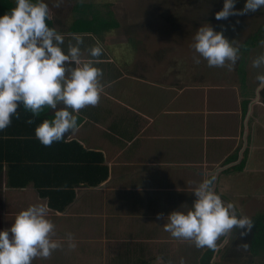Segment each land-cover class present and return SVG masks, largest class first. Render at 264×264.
I'll return each instance as SVG.
<instances>
[{
  "label": "crops",
  "instance_id": "crops-1",
  "mask_svg": "<svg viewBox=\"0 0 264 264\" xmlns=\"http://www.w3.org/2000/svg\"><path fill=\"white\" fill-rule=\"evenodd\" d=\"M79 4L63 11L60 6L59 13L49 7L47 21L60 32L83 34L82 48L102 45L96 66L103 70L104 90L95 106L79 110L78 130L57 142L101 155L108 178L96 187H76L74 201L60 211L50 207L51 199L42 197L33 182L9 187L6 166L0 175V229L45 198L54 238L71 232L76 247L64 241V247L32 264H264V222L255 223L264 217V87L247 78L253 56L241 65L245 74L236 63L231 76L224 66L217 71L206 64L201 71L192 64L182 70L184 65L179 69L174 60L176 67L165 69L161 53L139 56L144 49L134 34L121 31L110 5L84 3L91 9L82 16L76 11ZM102 18H113L118 27L105 28ZM18 112L23 120L31 117L35 127L54 115L48 108L35 117L22 106ZM16 120L8 127L12 132L19 130ZM92 158L98 166L100 159ZM206 174L215 176L214 190L223 201L253 220L245 236L233 229L221 237L217 250L171 237L164 220L156 218L178 208L187 211L195 199L192 190ZM58 182L66 180L59 175Z\"/></svg>",
  "mask_w": 264,
  "mask_h": 264
},
{
  "label": "clouds",
  "instance_id": "clouds-1",
  "mask_svg": "<svg viewBox=\"0 0 264 264\" xmlns=\"http://www.w3.org/2000/svg\"><path fill=\"white\" fill-rule=\"evenodd\" d=\"M62 2L53 0V6L58 8ZM236 3L237 0H223L215 18L227 19L264 8V0H244L240 9L234 7ZM48 17L47 0H15V6L0 15V131L11 124L12 117H19L21 106L32 117L45 108L52 109L53 117L34 129L36 138L45 146L66 140L78 130L79 110L95 106L104 90L103 70L96 66L102 45L97 42L82 48L83 34L60 32L49 26ZM66 36L70 37L67 43ZM191 47L198 54L195 61L199 63L203 58L209 67L226 63L231 66L239 58V46L209 23L198 27ZM261 65L264 53L252 60L254 68ZM256 80L258 87H264V74L258 73ZM32 122L30 117L27 123ZM214 183L215 176L206 174L192 190L195 199L187 211L178 208L166 217L156 214L157 220H164L163 228L171 237L191 241L196 248L217 250L218 240L233 229L241 237L251 231L252 218L238 215L235 205L223 201L214 190ZM54 237L49 205L41 198L20 210L10 227L0 229V264H32L34 258H47L64 247V241L68 248L76 247L71 232L62 239ZM242 246L248 247L246 242Z\"/></svg>",
  "mask_w": 264,
  "mask_h": 264
},
{
  "label": "rangeland",
  "instance_id": "rangeland-1",
  "mask_svg": "<svg viewBox=\"0 0 264 264\" xmlns=\"http://www.w3.org/2000/svg\"><path fill=\"white\" fill-rule=\"evenodd\" d=\"M47 2L54 13L60 12V7L53 6V0H47ZM89 2L101 7L110 5L111 12L121 23V31L134 34L136 42L140 43V47L144 49L139 56L143 57L147 54L150 58L151 55L159 52L165 69L167 66L176 67L174 64L171 65V61L174 60L180 62V66H177L179 69L184 65L182 70H186L188 65L194 64L201 71H205L206 60L200 58L197 63L194 57L198 54L191 47L193 36L202 25L209 23L215 30L222 31L224 36L237 46L264 25V17L256 16L262 9L254 13L230 15L227 19L217 20L214 15L216 11L207 5L208 0H198V3H194L193 0H63L62 11L67 7H76L79 3L86 5L83 10H90V4H84ZM243 4L244 0H237L234 7L240 9ZM146 44L149 49H152L149 53ZM261 53H264V44L258 45L250 53L253 57L248 69L249 72L253 70V73H250L247 78L251 80V84L258 85L257 74H264V67L252 66V60ZM218 68L221 69L217 67V71ZM223 68L229 76L235 74L234 64L229 66L226 63Z\"/></svg>",
  "mask_w": 264,
  "mask_h": 264
},
{
  "label": "trees",
  "instance_id": "trees-1",
  "mask_svg": "<svg viewBox=\"0 0 264 264\" xmlns=\"http://www.w3.org/2000/svg\"><path fill=\"white\" fill-rule=\"evenodd\" d=\"M193 1L196 3L198 0ZM207 5L217 12L222 8L223 0H208ZM14 6L15 0H0V15ZM83 9L84 6L80 5L76 11L78 14H82L85 12ZM85 15L86 13L82 14V16ZM256 16L264 17V8ZM112 19L102 18L101 25L107 29L118 27ZM97 20L95 18L96 22ZM262 41H264V25L247 40L241 41L236 65L241 67L243 64L244 67V64L247 63V56L258 45L264 44ZM243 67L239 70H243V74H245ZM262 98L264 99V90ZM15 119L19 121L15 122L18 124L19 130L12 132L8 127ZM27 120L28 118L23 120V114H20L18 118L12 117L11 124L0 131V175L8 166L9 187L25 188L33 182L42 197L51 199L50 207L62 211L74 201L76 187H96L107 180L109 170L103 165L104 158L101 155L84 153L80 147H78V151L75 143H62L61 145L58 142H55L52 145L53 148L48 152V146L41 144L36 136L30 133V128L34 129L35 126L33 123H27ZM41 122L38 120L36 126ZM53 154L54 158H52ZM57 154L58 158L55 157ZM91 155L100 159L98 166L93 165L95 159ZM59 175L65 178V183L58 182ZM263 222L264 217H256L257 225H262Z\"/></svg>",
  "mask_w": 264,
  "mask_h": 264
}]
</instances>
